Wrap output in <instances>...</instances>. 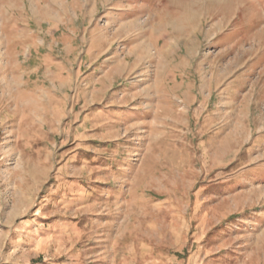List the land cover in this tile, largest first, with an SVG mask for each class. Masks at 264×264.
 <instances>
[{
  "label": "rangeland",
  "instance_id": "1",
  "mask_svg": "<svg viewBox=\"0 0 264 264\" xmlns=\"http://www.w3.org/2000/svg\"><path fill=\"white\" fill-rule=\"evenodd\" d=\"M0 264H264V0H0Z\"/></svg>",
  "mask_w": 264,
  "mask_h": 264
}]
</instances>
